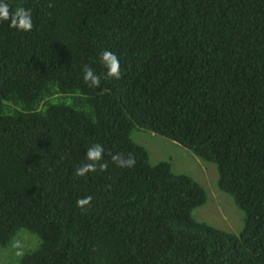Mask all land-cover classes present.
Listing matches in <instances>:
<instances>
[{
    "label": "trees",
    "instance_id": "trees-1",
    "mask_svg": "<svg viewBox=\"0 0 264 264\" xmlns=\"http://www.w3.org/2000/svg\"><path fill=\"white\" fill-rule=\"evenodd\" d=\"M6 2L33 28L0 22V264H264V0ZM102 50L122 76L89 87ZM135 129L215 165L237 235L192 218L204 189ZM94 144L107 170L76 177Z\"/></svg>",
    "mask_w": 264,
    "mask_h": 264
},
{
    "label": "rangeland",
    "instance_id": "rangeland-1",
    "mask_svg": "<svg viewBox=\"0 0 264 264\" xmlns=\"http://www.w3.org/2000/svg\"><path fill=\"white\" fill-rule=\"evenodd\" d=\"M130 137L145 148L150 163L168 161L174 173L187 175L204 189L205 201L192 209L193 219L238 234L243 223V212L229 194L217 188V170L213 163L203 161L176 142L147 130L135 129Z\"/></svg>",
    "mask_w": 264,
    "mask_h": 264
},
{
    "label": "clouds",
    "instance_id": "clouds-1",
    "mask_svg": "<svg viewBox=\"0 0 264 264\" xmlns=\"http://www.w3.org/2000/svg\"><path fill=\"white\" fill-rule=\"evenodd\" d=\"M0 22H8L9 27L17 31H31L33 28L31 10L24 7H17L14 10L6 0H0ZM100 61L106 71L101 75L97 74L90 66L84 65L82 68L83 80L89 87H99L101 79H120L122 76L120 63L115 53L109 50H102L100 53ZM152 133V132H151ZM104 148L100 144H94L86 151V159L88 162L82 164L75 169V176L82 177L90 172L107 170V163L103 162ZM112 161L119 167L131 168L136 161L134 156L129 153L125 156L122 153H116L111 157ZM92 197L86 196L79 198L76 202L77 207L86 209L91 205Z\"/></svg>",
    "mask_w": 264,
    "mask_h": 264
}]
</instances>
